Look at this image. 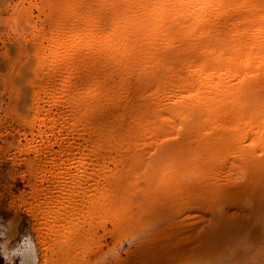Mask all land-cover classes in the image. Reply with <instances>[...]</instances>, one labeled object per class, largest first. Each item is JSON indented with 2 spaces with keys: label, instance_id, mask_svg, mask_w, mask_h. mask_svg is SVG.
Wrapping results in <instances>:
<instances>
[{
  "label": "bare ground",
  "instance_id": "6f19581e",
  "mask_svg": "<svg viewBox=\"0 0 264 264\" xmlns=\"http://www.w3.org/2000/svg\"><path fill=\"white\" fill-rule=\"evenodd\" d=\"M133 5L108 32L91 18L58 27L52 55L35 69L32 108L42 116L15 114L22 132L0 139L1 152L13 151L11 179L25 167V185L44 192L37 210L27 209L39 216L44 264L88 262L94 222L103 223L101 209L110 204L107 185L112 193L120 177L128 179L138 228L126 264L188 262L216 243L221 264L264 263V0ZM100 54L125 77L136 75L126 119L100 102L112 78L90 77L104 65ZM110 90L106 104L122 92ZM116 121L118 132L109 126ZM45 165L51 168L37 181L34 172ZM193 238L198 246L188 254Z\"/></svg>",
  "mask_w": 264,
  "mask_h": 264
},
{
  "label": "rangeland",
  "instance_id": "374dc122",
  "mask_svg": "<svg viewBox=\"0 0 264 264\" xmlns=\"http://www.w3.org/2000/svg\"><path fill=\"white\" fill-rule=\"evenodd\" d=\"M133 1L134 0H0V139H4L7 133H14L15 130L22 132V123L20 119H16L15 114H17V116L19 114V116L25 115L27 120L34 121H36V118L42 116L43 113L36 114L32 108L34 92L37 91V86L34 84L36 78L35 69L44 58L52 55L49 49V43L52 38L55 37L58 27L63 23L68 26L69 21L76 17L82 19L91 18L93 21H96L98 28L102 31L106 30L104 32H108L114 18L121 17V14H131L135 11L136 7L133 5ZM34 34L38 35V42L31 40ZM33 42L37 44L41 43L44 48L39 52L35 51V48L39 45L33 47ZM16 52L17 56L14 57ZM100 55H102L99 56L100 60L105 57L104 61H100V63L104 64L101 66L103 68L106 67L104 70L101 66V69H99V67L98 71L97 68L96 70L94 69L95 72L93 71L90 77L98 78L101 77V75L106 76V74L108 79L110 76L112 77L109 79L110 82L109 80L106 82L108 83L106 84V88H102L100 102H103L102 105L105 104L106 108L110 107V111L107 108V112H112V116L118 114L120 117L122 116V118L126 119V115L130 110L127 106L131 105V103H129L131 100H134L132 94L134 88H136V86H134L136 85V75L132 74L135 77H131V75L128 74L126 75L127 77H125L122 69L119 70L120 67L117 65L115 66V63L113 64V61H110L106 54ZM7 58H12L10 61L11 63L8 65L6 64ZM108 65H110V67ZM112 65H114V67ZM117 71H119V73L122 72L118 74ZM42 72H47L46 67L42 69ZM109 72L112 73V75H110ZM128 76L129 78L131 77L130 80ZM122 77L123 80L127 79L129 81H123ZM127 82L132 84H127ZM124 83L125 85H123ZM120 86H126V89H128L127 92L124 88L123 92ZM118 87H120V91H117ZM110 89L113 91L116 89L117 93L122 92L121 94L118 93L119 95L117 94L119 98L114 97L113 100H111L112 103L108 100L106 104L104 100L108 98L106 95ZM120 95L129 98L126 97V99L123 97V100ZM126 101L127 104L125 103ZM111 104L114 106H111ZM124 107L128 112L124 111ZM123 111L126 113L125 115L124 113L123 115L121 114ZM117 124L118 122L116 121L109 125L114 132H118L119 129H122L120 128L121 126L119 127ZM105 129L106 130L103 129L104 132H110L109 127ZM9 139H11L10 136L8 140ZM12 152L13 151L4 153L0 151V225L5 226L11 240L29 238L33 242L31 264H44V260L48 259L49 253L48 250L44 249L43 242H40L38 232L39 216L36 217L27 211L30 205L37 210L44 192L39 189L33 192L32 187L25 185V181L20 177L21 175H26L25 167H22L18 171L21 172V175L18 174L14 181L11 179L10 170H13V168H11L12 160L9 158V154ZM148 152H150L148 158L153 156L152 149L148 150ZM38 168L39 170L34 172V178L37 181L40 180L38 172L42 169L49 170L51 167L45 165ZM46 183L45 181L42 184ZM107 187L110 188L109 197L107 196L110 200V204L101 209L103 213V223H99L98 221L96 223L94 222L93 229L95 231V237L90 243L92 255L88 259V262L84 264H115L111 261V259L115 258H119L121 262L126 264V261L130 263L134 258V247L137 246L135 233L138 228L135 223V206L133 205L132 192L129 191L128 179L126 177L117 179L112 185V193L111 186L107 185ZM247 202L253 207L255 205L254 208L258 207L256 206L258 203H256V200L252 196L247 197ZM261 219H264V217H260V220ZM54 239V241H59L61 238L59 235H55ZM196 240L197 238L188 240L186 249L188 254L198 246ZM218 244L219 243L214 244V246L212 245L211 250L202 254V257L199 259L193 258L188 262H186V259L181 263L179 259L176 258L174 259V264H221L216 256ZM245 244L246 246L249 245V243ZM241 249L242 248H237V250ZM0 264H3L2 260H0ZM48 264H53V261L49 260Z\"/></svg>",
  "mask_w": 264,
  "mask_h": 264
},
{
  "label": "snow or ice",
  "instance_id": "6c2138e0",
  "mask_svg": "<svg viewBox=\"0 0 264 264\" xmlns=\"http://www.w3.org/2000/svg\"><path fill=\"white\" fill-rule=\"evenodd\" d=\"M32 243L29 238L11 240L5 226L0 225V260L3 264H31Z\"/></svg>",
  "mask_w": 264,
  "mask_h": 264
}]
</instances>
